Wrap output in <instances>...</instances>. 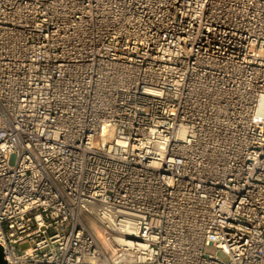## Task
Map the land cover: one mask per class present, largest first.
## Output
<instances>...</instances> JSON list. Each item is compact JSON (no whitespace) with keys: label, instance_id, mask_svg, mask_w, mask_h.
<instances>
[{"label":"built area","instance_id":"obj_1","mask_svg":"<svg viewBox=\"0 0 264 264\" xmlns=\"http://www.w3.org/2000/svg\"><path fill=\"white\" fill-rule=\"evenodd\" d=\"M0 243L264 264V0H0Z\"/></svg>","mask_w":264,"mask_h":264},{"label":"water","instance_id":"obj_2","mask_svg":"<svg viewBox=\"0 0 264 264\" xmlns=\"http://www.w3.org/2000/svg\"><path fill=\"white\" fill-rule=\"evenodd\" d=\"M0 264H9L8 260L5 257L4 247L0 243Z\"/></svg>","mask_w":264,"mask_h":264},{"label":"rangeland","instance_id":"obj_3","mask_svg":"<svg viewBox=\"0 0 264 264\" xmlns=\"http://www.w3.org/2000/svg\"><path fill=\"white\" fill-rule=\"evenodd\" d=\"M28 246H29V243H28V242H25V243H23V244L21 245V248L23 249V248H26V247H28ZM220 255H221L223 258H226L225 254L221 253Z\"/></svg>","mask_w":264,"mask_h":264}]
</instances>
